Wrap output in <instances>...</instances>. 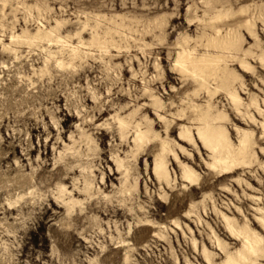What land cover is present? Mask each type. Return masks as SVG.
Returning <instances> with one entry per match:
<instances>
[{
	"label": "rangeland",
	"instance_id": "rangeland-1",
	"mask_svg": "<svg viewBox=\"0 0 264 264\" xmlns=\"http://www.w3.org/2000/svg\"><path fill=\"white\" fill-rule=\"evenodd\" d=\"M237 230L264 242V0H0V264H225Z\"/></svg>",
	"mask_w": 264,
	"mask_h": 264
},
{
	"label": "bare ground",
	"instance_id": "bare-ground-1",
	"mask_svg": "<svg viewBox=\"0 0 264 264\" xmlns=\"http://www.w3.org/2000/svg\"><path fill=\"white\" fill-rule=\"evenodd\" d=\"M176 65L179 66V68L183 71H190L192 74H194L196 76H201V77L204 76L208 70V60H206L203 57L195 58V57L191 56L190 52H187L184 50L178 53L177 58H176ZM153 105L156 106L157 102H156V104L153 103ZM114 116H115V114H114ZM121 117H123V116H121ZM159 117H161V116L159 115ZM119 121H120V119H119ZM121 122L119 124H121ZM135 125H136V123H135ZM119 126H121V125H119ZM126 126H128V125H126ZM150 127H151V125H150ZM139 128L140 127H138L137 130L134 129L136 131L135 132V139L136 140L142 141L143 139H148V137H152V136H147L146 132L145 131L143 132L141 130L142 128L141 129H139ZM131 130H129V131H131ZM187 133H188V131H187ZM197 133H198L199 138L203 142V144L209 146L213 151L218 153V155L216 154V157H218L216 162L218 163V162L222 161L223 163H225L226 159H223L221 154L224 153L225 158H228V156L230 155V153H232L233 150H232V145L227 138V135L220 130V127L212 125L211 123L206 121L203 127H197ZM158 136H159V134H158ZM166 140H168V139H166ZM166 140H163V139L161 140V147H160L161 148V150H160L161 160H159V163L155 164L156 172H159L164 165V163H163V160H164L163 157L164 156L163 155H166L164 153L165 150L169 149L171 152L173 151L172 149H170L171 147H168V145H167L168 141H166ZM247 148H248V139H247V137L244 136L243 139H241V141H240V148L238 149V153L245 154L247 151ZM224 151H227V153H225ZM162 153H164V154L162 155ZM219 156H221V157H219ZM184 176L187 179H191L193 176V173L191 171L187 170L184 172ZM237 231L239 234L242 235V238H243L242 249L238 251V257L229 256L227 258V261L225 262V264H244V261H246V260L252 261L253 259H256L258 257V255L260 253H262V251H263L264 242L261 238H259L256 235L251 234L248 230H245V231L237 230Z\"/></svg>",
	"mask_w": 264,
	"mask_h": 264
}]
</instances>
